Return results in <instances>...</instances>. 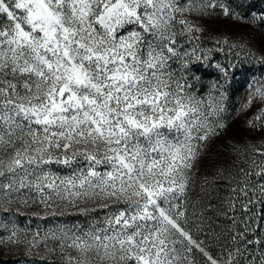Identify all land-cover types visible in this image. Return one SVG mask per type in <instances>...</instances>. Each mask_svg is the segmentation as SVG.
<instances>
[{
    "label": "snow or ice",
    "instance_id": "1",
    "mask_svg": "<svg viewBox=\"0 0 264 264\" xmlns=\"http://www.w3.org/2000/svg\"><path fill=\"white\" fill-rule=\"evenodd\" d=\"M259 3L0 0V212L18 214L12 205L30 201L85 214L89 202L118 209L104 228L74 225L31 239L0 222L8 233L0 248L30 251L51 241L61 264H240L244 253L246 264H264V208L245 232L227 237L243 251L225 246L220 258L212 237L194 239L185 227L189 185L230 121L243 118L249 131L264 133V74L248 77L247 97L230 110L237 70L264 69V53L242 34L205 38L210 25H264ZM227 144L253 157L243 175L264 181V143ZM236 191L248 201L246 213L264 205V183Z\"/></svg>",
    "mask_w": 264,
    "mask_h": 264
},
{
    "label": "rangeland",
    "instance_id": "2",
    "mask_svg": "<svg viewBox=\"0 0 264 264\" xmlns=\"http://www.w3.org/2000/svg\"><path fill=\"white\" fill-rule=\"evenodd\" d=\"M250 26L251 25H210L209 32H211L212 30V35H217L220 32L226 31L227 34L235 39H239L241 34L243 35V37L251 36V43L254 44V47L258 49V53L256 52L257 55L264 53V26L259 31L253 30V27ZM209 32L205 33V35H207ZM209 46L212 47L211 42L207 44V47ZM252 59L255 58L249 57V60ZM259 72L260 73H255V75L264 74V69H260ZM251 75L254 74H250L249 77ZM247 76L248 75L241 72V70H237L235 80H240L243 85L242 92H240L239 96L237 97V99L239 98L240 102H243V99L246 98L248 94L247 88L245 86L248 82ZM237 99L233 98L231 102V106H233L234 109L238 107ZM229 140L233 143L240 144L242 147L245 144H255L259 146L261 143H264V133L249 131L243 123V118H236L235 120L230 121V127L228 132L226 133V136L222 139L217 140L208 150L207 155L199 163V170L193 177L185 198L187 207V224L185 225V227L186 230L191 231L194 239L205 240L203 237H201L199 231L193 224V216L195 217L196 213L202 215V211L197 210L194 204H192L195 200V197L200 194L204 195L213 193L215 190L216 194H218V190H221V192L219 193L220 196H223L222 191L227 192V190H232L230 189L231 187L229 188L225 183L229 182V180H227L228 178L236 180V175L241 172V168H238V164L245 158L246 159L243 161V163L250 170L251 160L253 159V157L249 161V157L251 156L247 155L246 157L243 152H241V156L235 157V155L238 154H234L228 148L227 141ZM256 159L257 163H259V158L257 157ZM245 166L242 167V165H240V167L242 168H245ZM52 170L57 172L61 176H65L70 173L69 169L61 166H53ZM100 170L102 171L103 169ZM255 171H259V169H255ZM205 178H207V183H205ZM259 183H263V181H260ZM233 196V198H237L238 194L235 193V195ZM239 198V202L235 201L234 199L231 200L232 202L234 201L231 208L228 207L227 199L222 200V202L224 203L218 206L219 209H223V214L226 215L227 218H233V220H236L235 216L231 215V212L245 200L242 194L239 195ZM101 203L102 202H89L86 205L82 204L81 207H87L89 209L86 214L79 212L77 208L64 207L63 205L57 207L59 201L53 204L51 208H44L42 205L31 204V201L29 202V206H25L22 204H13V209L19 208V213L17 214L15 212H0V222H7L9 230H11L12 225L15 224L18 229H22L29 234L28 239H31L32 234L36 232H39L40 236L43 237L45 233H47L50 229L56 230L61 227L71 228L74 225H78L79 229H82L83 231H89L92 228L106 227L105 217L118 210L117 206L113 205L112 202H108V208L102 207ZM234 204H236V206H234ZM259 206H261V204H258V207ZM190 210L191 212H189ZM53 212H55L56 214L53 215ZM61 212H63L64 214L61 215ZM261 212V209H256L255 211L252 210L251 215L259 217ZM257 222L258 221L251 222V227H255ZM77 234H79V231L77 232ZM0 235L7 236L8 233L0 230ZM251 239H253V236ZM225 246L230 248L231 243L224 244L223 247ZM53 247L56 248V251L49 252L48 249ZM249 248L252 249L253 254H255V249L252 248V246H249ZM69 251L71 250H65L66 253ZM72 254L75 255V252H72ZM213 256L220 258L221 252ZM64 259L65 257L61 255L60 248L54 245L51 241H49L47 247L44 244H40L38 247L33 248L30 251L23 246L0 248V264H61L62 260ZM247 259L248 254L245 253L244 259L242 260L241 264H246ZM91 264H96L95 259L92 260Z\"/></svg>",
    "mask_w": 264,
    "mask_h": 264
},
{
    "label": "trees",
    "instance_id": "3",
    "mask_svg": "<svg viewBox=\"0 0 264 264\" xmlns=\"http://www.w3.org/2000/svg\"><path fill=\"white\" fill-rule=\"evenodd\" d=\"M261 6L262 5L257 0V8H260ZM263 26L264 25H261L260 27H255V26L251 25L250 27H253L252 29L255 31H259L263 28ZM212 34H213V31L211 30V32H209L207 35H205V38L208 35H212ZM244 38L249 42L252 50L257 52L258 49L255 48L254 47L255 45L251 43V40H250L251 36H247ZM221 55L217 56V59H221ZM252 60L254 61V59H252ZM247 67L251 68L252 71H247V69H245L244 71H241V72L247 74L248 75L247 77H249L250 74H255L257 72L260 73L259 70L261 69V67L259 64H252V65L249 64ZM242 89H243L242 82L240 80H234L233 85H232V90L230 91V99H231L230 109L232 111L234 109V107L231 106L232 99L233 98L237 99V97L239 96V93L242 92ZM239 156H241V155L240 154L235 155V157H239ZM246 157H247V155H246ZM251 159H252V157H249V161ZM244 160L239 162L238 168H241L245 172H248L250 170L243 163ZM240 165H242V167L245 166V168L240 167ZM227 180H229V182H227L225 184L228 185L229 188L231 187L230 189H232V190H227V192L222 191L223 196H220L219 192H221V190L217 191L218 194H216V190H215L213 193L204 194V195H202V194L197 195L195 197L194 202L192 203V204H194L195 208H197V210L202 211V215L196 213L195 217L193 216V224L195 225V227L199 231V234L201 235V237H203L205 240L208 237H212L210 248L212 250L213 255L220 253L221 252L220 250L224 244L230 243L229 240L227 239V237H229L230 235H236L238 233L245 232L246 227L249 224V218L252 217V215H251L252 210H254V211L256 209L262 210V207L264 208V205H262V204H261V206L258 207V204H260V203L257 202L255 204V206H253V207H252V205H249L250 211H247V213H246V210L244 207H242V205L247 204L248 201L244 200L243 202H241L240 205H238L231 212V215L235 216L236 220H233V218H227L226 215L223 214V209L221 210L218 208V206L220 204L224 203V202H222V200L227 199L228 200L227 201L228 207L231 208L232 203L234 202V201L233 202L231 201L232 199H234L237 202H239V200H240V198H239L240 194L238 191H236L237 189L244 188L245 185L248 184L249 182H252V183H259L260 182L259 178H256L255 175L250 174L246 178L242 172H239L236 175V180L229 179V178ZM263 183H264V181H263ZM235 193L238 194L237 198H233L234 197L233 195H235ZM249 195L251 196V198L253 200L256 199L255 201H259L261 199V197L259 196V192H257L256 195H254V196L251 193H249ZM236 204H234V206H236ZM191 210L189 212H191ZM251 222H254V221H251ZM201 229L203 231H201ZM204 233H207L208 235L206 236ZM247 238L251 239L252 235L249 234L247 236ZM236 247L241 248V250L243 251L244 246L242 244L231 243L230 248H236ZM244 256H245V253H244ZM244 256L242 259H240L238 257V259H240V264L242 263Z\"/></svg>",
    "mask_w": 264,
    "mask_h": 264
}]
</instances>
